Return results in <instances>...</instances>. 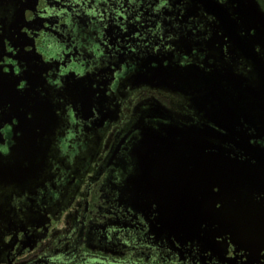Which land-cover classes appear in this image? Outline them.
<instances>
[{"label":"flooded vegetation","instance_id":"af4514ba","mask_svg":"<svg viewBox=\"0 0 264 264\" xmlns=\"http://www.w3.org/2000/svg\"><path fill=\"white\" fill-rule=\"evenodd\" d=\"M226 1L0 0V264H264V64Z\"/></svg>","mask_w":264,"mask_h":264},{"label":"water","instance_id":"95a60500","mask_svg":"<svg viewBox=\"0 0 264 264\" xmlns=\"http://www.w3.org/2000/svg\"><path fill=\"white\" fill-rule=\"evenodd\" d=\"M218 9L221 11L224 10H231L232 14L235 15V19L238 20L237 24L239 29H242L245 31V35L248 38L250 37V40L252 41V45L248 43H244L242 45V49L248 54L251 55L253 59H256V72H258L260 66H262L261 61H263L264 64V5L261 3L260 0H227L226 3L219 5ZM232 21L233 25H236L235 21L230 19ZM235 22V23H234ZM253 29V34L249 33V30ZM248 40V39H247ZM250 42V41H249ZM260 48V53L258 51L254 50V46ZM241 51V50H240ZM264 73V72H263ZM256 92L259 91L258 87H256ZM260 94V92H258ZM258 113V111H257ZM264 116V114H262ZM260 118V116H258ZM264 121V120H263ZM264 128V126H263ZM243 143V142H241ZM213 146H209V149L211 150ZM216 149V147H214ZM237 151L241 156H244V158H247L244 161L245 165L249 166L252 165L249 163V161L253 159H259L258 162L253 163L256 165V169H254V172H252V169H248L247 171H251L252 173H256L253 176L257 179L261 177L264 178V149L256 148L255 146H246L243 144H240L237 146ZM260 152H262L260 154ZM212 154L218 155V152H211L209 154V160H210V166L213 164L212 160ZM259 155V156H258ZM261 156V157H260ZM214 170L210 168V174H209V184L211 185V180L213 177ZM249 176H243L245 178H249ZM241 185V184H240ZM242 186V185H241ZM250 203V200H247ZM242 204L241 205V213L243 214L242 218L245 219H252V220H264V211H255L254 209L250 208V205ZM241 234L242 235H252L255 234H263L264 233V225L259 224H247V225H241Z\"/></svg>","mask_w":264,"mask_h":264}]
</instances>
